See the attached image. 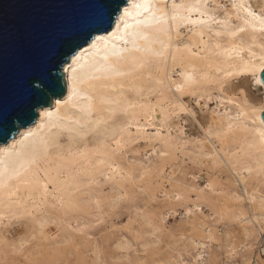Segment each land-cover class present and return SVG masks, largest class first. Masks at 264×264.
Returning a JSON list of instances; mask_svg holds the SVG:
<instances>
[{"label":"snow or ice","instance_id":"snow-or-ice-1","mask_svg":"<svg viewBox=\"0 0 264 264\" xmlns=\"http://www.w3.org/2000/svg\"><path fill=\"white\" fill-rule=\"evenodd\" d=\"M185 29L198 38L197 43L191 42L192 37H188L189 43H184ZM53 61L49 83L39 79L30 83L36 96L29 98L31 102L22 114L0 112V142L4 143L11 132L9 124L18 128L34 114L48 118V123L39 126L36 132L29 130L21 140L0 148V209L6 206L12 219L41 211L50 195L66 213H87L90 205L99 208L101 203L99 199H87L92 195V187L100 184L97 177L106 184L118 186L126 182L135 189L138 182L159 171V165L155 169L145 165L125 169L118 163L129 145H138L141 141L161 145L157 148L153 144L149 155L155 153L159 158L171 155L170 136H163L161 129L149 133L138 126L139 117L153 111L151 105L140 103L146 93L159 97L173 93L179 100L197 96L207 85H215L221 93L233 92L234 97L226 102L235 105L238 112L230 118L232 122L228 123L227 131L220 133L209 128L206 138L198 143L208 145L211 152L207 137L222 139L239 131L248 141L247 148L260 154L257 174L264 175V0L256 3L230 0L228 4L215 0H94L90 17L64 34ZM65 75L68 98L55 101L56 113L47 110L39 113L38 106L51 100L45 90L60 86ZM53 94L62 95V90ZM217 100L225 102L219 97ZM171 108V116L183 115L197 123V113L182 102L172 104ZM72 111L78 113L75 119L68 115ZM133 127L135 133L130 131ZM53 129L68 133L69 143L60 144L52 135ZM252 171V168L241 169L249 174ZM241 172L236 175L243 180ZM123 191L118 200L128 198V191ZM139 191L143 193L145 189L140 187ZM63 193H67V199ZM171 198L182 200L176 193ZM29 204L31 210H27ZM20 208L26 211L21 214L13 211ZM260 213L257 223L264 225V199L260 201ZM5 218V213L0 211V224ZM103 222L97 218L95 224L84 223L73 231L90 241L93 237L89 232ZM147 226L153 229L149 235L156 237V241L142 247L145 254L150 249L158 254L157 234L161 230L150 218ZM40 227L39 236L45 240L43 224ZM136 235L142 239L140 233ZM254 235L245 233L246 243ZM261 236L264 237V227ZM35 239L33 236L32 240ZM209 241L220 243L214 239L212 229L204 237L193 236L178 254L173 253L174 258L159 264H210L205 260L211 250ZM73 243L66 241L49 252L60 255L62 248ZM75 247L79 251L81 245ZM23 249L24 243L19 248L13 246L17 253ZM120 250L133 251L130 244ZM239 251L233 246L227 255L235 257ZM259 251V264H264V243ZM96 255H101L98 249ZM95 264L106 262L97 259ZM119 264L144 262H134L128 257ZM244 264H255V261L245 259Z\"/></svg>","mask_w":264,"mask_h":264},{"label":"bare ground","instance_id":"bare-ground-1","mask_svg":"<svg viewBox=\"0 0 264 264\" xmlns=\"http://www.w3.org/2000/svg\"><path fill=\"white\" fill-rule=\"evenodd\" d=\"M215 2L228 4L230 0H215ZM251 2L256 3L257 0H251ZM183 31L186 37L184 43H189L188 37H192V34L186 29ZM191 42L197 43L198 38L192 37ZM254 50L258 51V49ZM175 78L173 76V79ZM65 84V94L55 97L50 106L40 107L39 113L45 110L53 113L57 112L55 101H63L69 95L66 75ZM209 96L212 99H209ZM190 97H195L196 105L202 110L205 109L196 117L199 124V134L194 137L188 135L184 131V127L180 125L178 119L185 116L173 117L170 115L172 104L182 102L187 105L182 97L177 100L173 93H166L164 97L149 96L146 93L144 98L140 100V103L151 105L153 111L147 116L142 115L139 117L140 123L138 126L146 128L149 133L161 129L163 136L171 137L172 147L169 157L159 158L155 153L149 155L153 144L157 148L161 147L155 141L148 143L141 141L138 145H129L123 160L118 162L120 167L127 169L131 166L138 168L139 165H145L155 169L159 165V171L146 178L145 181L138 182L135 189L126 182L117 186L106 184L101 177H97L100 184L92 187V195L87 199H99L101 203L99 208L94 204L90 205V210L87 213H66L60 208L59 201L54 200L51 195L41 211H33L31 216L23 215L21 219H12L8 215L6 206L0 209L6 217L0 224V262H3V264H52L54 261L55 264H95L97 259L105 261L106 264L124 262L128 257H131L130 252H122L120 249L125 244L132 246L130 241L128 239L119 241L116 247L118 252L116 256H106L105 248L107 249V247L105 245H107V240L104 236L96 238L93 234L94 228L89 232V235L93 237L88 244L90 248L77 251L73 243L62 248L61 254L55 256L49 250L57 245L63 246L66 241L74 242L76 237L85 238L73 229L84 223L92 224L96 216L101 219L105 214L106 206L113 209L117 204L123 201H133L138 194H142V203L135 213L134 221H139L136 234H141L144 243L152 244L156 241V237L149 235L153 231L147 226V219L149 218L161 230L157 236L160 242L159 247L162 250L161 244L166 239H173L178 234L183 236L184 239L179 238L182 241L181 246L174 244L175 246L171 248V252L166 253L164 256L159 255L148 262L142 258L131 257L134 262L159 264L161 261H167L174 258L173 253L178 254L179 250L184 248L193 236L204 237L207 230L212 229L214 239L220 243L208 242L211 250L207 252L205 260L209 261L210 264H244L245 259L259 264L261 259L259 249L261 244L264 243V237L261 236V228L264 225L257 223L261 218L260 201L264 199V175L257 174L261 160L260 154L247 148L248 141L244 139L243 134L239 131L228 134L222 139H216L215 136L207 137L212 148L211 152L208 150V145L198 143L206 138L205 134L209 128L214 132L225 133L227 131L228 123L232 122L230 118L236 117L238 112L235 105L226 102L228 98L234 97L233 92L221 93L215 85H207L199 90L197 96ZM217 97L225 102L219 103ZM60 114H64L62 106ZM68 115L75 119L78 113L72 111ZM47 123L48 118L38 114L34 124L28 127H20L7 143L0 144V148L21 140L27 131L36 132L39 126ZM130 131L135 133V127ZM52 135L58 138L60 144L67 145L69 143L68 133L66 132L53 129ZM130 153L133 154V157L130 156ZM145 155L146 159L143 158ZM210 157L212 158L210 159ZM178 158H181L182 162H186V159L191 160L193 165L199 168V171H185L177 165ZM232 165L236 167L233 168ZM243 168H252L253 171L250 174L241 172ZM203 171L206 173V181L202 184L200 179ZM237 172H241L243 180L236 175ZM105 184L108 185V190H104ZM140 187L145 189L143 193L139 191ZM123 190L128 191V198L118 200L120 196L124 195ZM172 193L181 195L182 200L176 201L171 198ZM62 195L67 199V193ZM27 210H31V204L28 205ZM179 210H182L180 212L183 225L177 228L171 227L169 219L177 215ZM190 210L191 214H189ZM13 211L21 214L26 209H13ZM236 217H240V219L236 220ZM13 221H19V230L18 234L16 233V238L11 239L7 232H9L10 225L14 223ZM41 224L44 226L43 232L47 237L45 240H41L39 236ZM4 225H7V227ZM248 232L255 235L246 243L245 233ZM136 234L135 237H137ZM33 236L36 237L35 240H32ZM21 243H24L23 251L14 252L13 246L19 248ZM233 246L240 250L239 254L235 257H229L227 250ZM167 247L170 248L169 242L166 243ZM97 249L101 253L99 257L96 255ZM245 249H247L246 252ZM89 251L90 254H88ZM115 257H117L116 260H111Z\"/></svg>","mask_w":264,"mask_h":264},{"label":"water","instance_id":"water-1","mask_svg":"<svg viewBox=\"0 0 264 264\" xmlns=\"http://www.w3.org/2000/svg\"><path fill=\"white\" fill-rule=\"evenodd\" d=\"M94 0H2L0 3V112L22 114L29 98H35L30 83H49L53 54L65 33L90 17ZM62 95L53 94L54 92ZM50 106L66 92L64 82L45 90ZM40 108V106H38ZM42 108V107H41ZM38 114L20 127L35 123ZM7 142L20 127L9 124ZM4 143V142H0Z\"/></svg>","mask_w":264,"mask_h":264},{"label":"rangeland","instance_id":"rangeland-1","mask_svg":"<svg viewBox=\"0 0 264 264\" xmlns=\"http://www.w3.org/2000/svg\"><path fill=\"white\" fill-rule=\"evenodd\" d=\"M184 102L187 104L188 108L191 109L192 111H195L197 113V116L199 113L204 111L205 109H200V107L197 104L195 97L191 98L190 96L187 97H182ZM213 106V104H212ZM201 110V111H200ZM196 116V117H197ZM183 119V120H182ZM180 125L184 127V131L194 137L198 136L199 134V124L193 123V121L189 118L185 117H180L179 119ZM197 121V119H196ZM130 156L133 157V154L130 153ZM144 159H146V155L143 156ZM177 165H179L182 169H184L187 172H198L199 168L195 165H193L192 161L189 159H186V162H182L181 158H178L176 161ZM202 179V180H201ZM200 179L201 183H205L206 181V173L203 171L202 173V178ZM109 187L108 185H104V190H108ZM142 194H138L133 201L129 202H121L117 204L113 209H110L108 206L105 207V214L101 219H103V223L99 224L97 227L93 229V234L95 237L100 238L104 236L107 240V249L105 248V252H107L106 256H116L117 250V244L121 240H126L128 239L130 243L132 244V249L133 251L130 252V256L132 258H142L143 260H146L147 262L152 260L153 258H157L159 255L164 256L166 253L171 252V248H173L176 245L182 244V241L179 239L181 236L178 234L175 238L173 239H166V241L161 244L163 247V250L161 247H159V254L156 255L153 253V251L150 249L148 252L145 254V249L142 247L144 245L145 241L144 239H138L134 235L137 232V228L139 226V221H134L135 219V213L138 209V207L142 203ZM182 210H179L177 215L173 216L172 218L169 219V225L171 227L177 228L183 225V218L181 216ZM99 218V217H98ZM95 221H93L92 224L96 223L97 216L94 217ZM172 219V220H171ZM14 222V221H13ZM19 221H16L12 223L9 227V232L8 235L11 236L12 238H16L18 234V228H19ZM17 233V234H16ZM13 235V236H12ZM91 241H86V238H81V237H76L74 240V245H81L80 250H85L86 248H90L88 244ZM169 242L170 248H166V243ZM91 252L89 251L88 254ZM139 253V254H138ZM117 257L110 258L111 260H116ZM146 262V264H147Z\"/></svg>","mask_w":264,"mask_h":264}]
</instances>
